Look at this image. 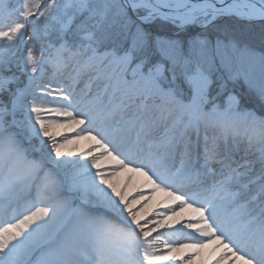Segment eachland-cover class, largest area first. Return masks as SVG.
Returning a JSON list of instances; mask_svg holds the SVG:
<instances>
[{"label": "snow or ice", "instance_id": "obj_1", "mask_svg": "<svg viewBox=\"0 0 264 264\" xmlns=\"http://www.w3.org/2000/svg\"><path fill=\"white\" fill-rule=\"evenodd\" d=\"M206 249L264 264V0H0V264Z\"/></svg>", "mask_w": 264, "mask_h": 264}, {"label": "bare ground", "instance_id": "obj_2", "mask_svg": "<svg viewBox=\"0 0 264 264\" xmlns=\"http://www.w3.org/2000/svg\"><path fill=\"white\" fill-rule=\"evenodd\" d=\"M84 143H86V147L89 145V141L82 140V141H80L79 145L77 146L78 150L84 148L83 147ZM129 179H132V180H129ZM143 180H144V178L140 174L132 173V172H128V171H122L121 174L115 178V182H117L118 185L128 193L129 197L132 194L138 192V189L142 185ZM125 184H127L126 189H124V187H123ZM145 190H147V189H145ZM165 200H166V197H165ZM155 206H156V197H152V199L149 200L147 205H145L146 208L141 210L142 217L144 219H146L147 215H149V213L155 208ZM208 258H209L208 254L203 253L202 257H195L196 264H201V259H208ZM212 259H214V257H212Z\"/></svg>", "mask_w": 264, "mask_h": 264}, {"label": "rangeland", "instance_id": "obj_3", "mask_svg": "<svg viewBox=\"0 0 264 264\" xmlns=\"http://www.w3.org/2000/svg\"><path fill=\"white\" fill-rule=\"evenodd\" d=\"M48 74L49 76L46 77L49 78L52 74V69H48ZM254 77L256 78H259V75H260V68L259 67H256L255 69L252 70V73H251ZM83 147L85 148L86 147V143L83 144ZM134 167V166H133ZM131 178V177H130ZM129 180H132V179H129ZM145 192V195L148 196V195H151L152 197H156V206L155 208L149 213V215H147V218L146 219H152L153 216H152V213L155 212V211H163L166 207H167V204L165 203H161V201H164L165 200V193L163 192H160V191H157L156 193H151L149 190H144ZM132 196H137V193H134L132 194L129 198L131 199ZM138 198V197H137ZM149 202L148 201H142L141 202V205L143 206L142 209L146 208L145 205H147V203ZM141 205H137L136 207L138 209H141ZM189 217H185V219H187ZM160 231H164V229L160 230ZM210 252V249H206L204 253L208 254Z\"/></svg>", "mask_w": 264, "mask_h": 264}, {"label": "trees", "instance_id": "obj_4", "mask_svg": "<svg viewBox=\"0 0 264 264\" xmlns=\"http://www.w3.org/2000/svg\"><path fill=\"white\" fill-rule=\"evenodd\" d=\"M229 88L235 90L237 93L242 94L246 100L251 96V94L248 92L247 85L243 82V79L237 81L235 84L230 83ZM252 102L258 107L259 102L254 96H252Z\"/></svg>", "mask_w": 264, "mask_h": 264}]
</instances>
